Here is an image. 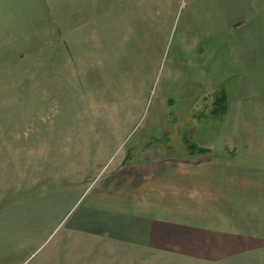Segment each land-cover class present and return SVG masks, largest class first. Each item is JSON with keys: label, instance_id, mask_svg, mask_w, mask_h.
<instances>
[{"label": "rangeland", "instance_id": "rangeland-1", "mask_svg": "<svg viewBox=\"0 0 264 264\" xmlns=\"http://www.w3.org/2000/svg\"><path fill=\"white\" fill-rule=\"evenodd\" d=\"M247 107L264 112V0H0V264H125L69 230L93 185L232 153Z\"/></svg>", "mask_w": 264, "mask_h": 264}, {"label": "crops", "instance_id": "crops-1", "mask_svg": "<svg viewBox=\"0 0 264 264\" xmlns=\"http://www.w3.org/2000/svg\"><path fill=\"white\" fill-rule=\"evenodd\" d=\"M244 115L228 155L124 163L97 181L71 233L108 242L125 264H230L263 254L264 112Z\"/></svg>", "mask_w": 264, "mask_h": 264}, {"label": "trees", "instance_id": "trees-1", "mask_svg": "<svg viewBox=\"0 0 264 264\" xmlns=\"http://www.w3.org/2000/svg\"><path fill=\"white\" fill-rule=\"evenodd\" d=\"M213 105H214L213 114H216V115L218 114V115L222 116L226 112V109H227V97H226V94L224 93V91H222L219 94V96L215 99ZM188 149L190 151H194L196 148L192 145V146H189ZM201 151H203V150H201Z\"/></svg>", "mask_w": 264, "mask_h": 264}]
</instances>
